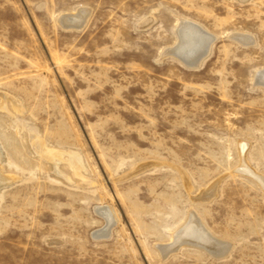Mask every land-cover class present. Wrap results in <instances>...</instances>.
<instances>
[{"label":"rangeland","instance_id":"374dc122","mask_svg":"<svg viewBox=\"0 0 264 264\" xmlns=\"http://www.w3.org/2000/svg\"><path fill=\"white\" fill-rule=\"evenodd\" d=\"M260 70L264 0H0V264H264Z\"/></svg>","mask_w":264,"mask_h":264},{"label":"bare ground","instance_id":"6f19581e","mask_svg":"<svg viewBox=\"0 0 264 264\" xmlns=\"http://www.w3.org/2000/svg\"><path fill=\"white\" fill-rule=\"evenodd\" d=\"M177 34H178V43L176 45L177 46L176 49L180 53L179 56L182 59L180 61L181 62L184 61L193 66L199 64V61L202 59L203 56L206 55L208 51V47L213 40L212 34L202 30L198 25L190 21L181 22L178 27ZM255 81L256 83L264 85V70H260L257 73ZM47 157L53 159V157L50 156V154ZM75 159L77 158L72 159L71 164L73 165L75 171L79 173L81 165L79 163L76 164V162L78 161H76ZM1 168L2 167L0 165V178L2 179L4 178V176H2ZM8 178L10 179V177ZM98 208H99L98 212L102 216H104L107 226L97 231L95 233V236L108 237L110 235V228L115 220V215L109 207L101 206ZM172 235L174 237V239L173 238L172 239L176 243L178 241L187 242L190 244L201 246L204 249L208 250L209 252H216V253L218 252L222 254L228 250L227 248L221 247V245H219L220 242L215 237H213V235L204 227L203 223L200 221L198 216L196 217L194 214H190L187 217L186 221L182 223L181 226H179ZM160 248L162 250V253L164 254L168 253V251L170 250H173L172 246L171 247L162 246Z\"/></svg>","mask_w":264,"mask_h":264},{"label":"water","instance_id":"95a60500","mask_svg":"<svg viewBox=\"0 0 264 264\" xmlns=\"http://www.w3.org/2000/svg\"><path fill=\"white\" fill-rule=\"evenodd\" d=\"M74 21V18H71V17H63L61 18L60 22L62 23V25H64L65 27H70V28H75V27H79V24L77 25L76 23H70V22H73ZM75 22V21H74ZM69 23V24H68ZM177 46H175L174 48L168 50V53L169 54H172L174 55L176 58H178L179 60H182L181 57L179 56L180 53L177 51ZM184 64H186L187 66H193V65H190L184 61H182Z\"/></svg>","mask_w":264,"mask_h":264}]
</instances>
